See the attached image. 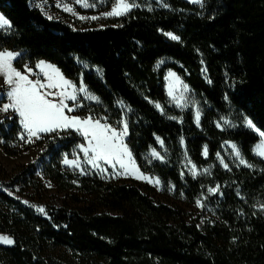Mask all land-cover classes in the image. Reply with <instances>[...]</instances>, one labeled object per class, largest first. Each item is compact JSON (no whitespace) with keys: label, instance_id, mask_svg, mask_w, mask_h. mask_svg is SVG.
<instances>
[{"label":"trees","instance_id":"obj_1","mask_svg":"<svg viewBox=\"0 0 264 264\" xmlns=\"http://www.w3.org/2000/svg\"><path fill=\"white\" fill-rule=\"evenodd\" d=\"M163 1L167 7L144 2L104 27L75 29L32 0H0L10 22L0 30V51L24 52L25 62L45 60L82 79L100 104L79 113L116 126L126 121L141 170L190 203L206 195L213 211L200 225V215L156 201L148 184L71 170L63 155L83 137L46 133L33 161L0 167V237L13 241H0V264H264V159L253 152L260 136L216 123L236 110L264 131V0ZM168 69L204 100L200 125L192 109L169 106ZM20 132L17 115L0 121L8 154L28 148L11 145ZM226 141L238 145L247 165L218 161ZM152 149L164 150V160H146ZM185 157L210 170L183 174ZM49 185L64 193L61 203Z\"/></svg>","mask_w":264,"mask_h":264},{"label":"rangeland","instance_id":"obj_2","mask_svg":"<svg viewBox=\"0 0 264 264\" xmlns=\"http://www.w3.org/2000/svg\"><path fill=\"white\" fill-rule=\"evenodd\" d=\"M153 1H156L159 5H165L163 0H128L129 3H133L136 6H141V5H143L142 3H144V2L147 5H150ZM187 1L196 3V2H194V0H187ZM86 2L90 5L87 8L83 7L82 3H77L76 0H32V4L34 6L40 8L44 13H47L46 16L52 17L53 19H56V20H63L66 23L70 24L75 29L104 27L109 23V21L112 18L117 17V16H106V15H104L105 13H108L112 10V7H113L114 3L116 2V0H86ZM201 2H202V0H200L199 3H201ZM58 4L60 6H57ZM64 5H68L71 8H73L74 12L65 11ZM133 8H131V9H133ZM0 15H2L5 19H7L1 12H0ZM93 16L98 17V19H95V20L90 19ZM80 17H87L88 19H80ZM7 29H9V28H7ZM0 30H5V29H0ZM4 51H10V52L19 54L13 59L12 66H13V68L20 71L21 73L28 75L29 78L32 80L41 79L42 81H46V78L44 77L43 73L37 67V65L40 61H44L48 64L54 65L57 69H59L55 64H52V63L45 61V60H40L34 64H30L29 62H25L24 57H23L24 52H21V51H12V50H4ZM17 63H19V65ZM165 63H166V60L159 61L157 64V67H161ZM28 68L32 69L31 73L27 72ZM59 71L65 79L71 81L72 84L76 85V87L79 88L82 79L80 80L79 83H76L75 81L66 77L60 69H59ZM170 73H172L174 75H170ZM170 84H174V95H175L176 99H173V97L169 96V94H168ZM86 88L88 90L87 86H86ZM9 90H10V86L5 83L4 75L0 74V106H2L3 104L9 103V98L6 95V93ZM47 91L59 93V91H61V89H48ZM68 91H72V89L69 88ZM166 92H167V96H168L169 106L176 108V109H192L194 112V121L197 125H200L203 106H204V100L202 99V97L200 95H198L184 81V79L177 72H175L171 69H168L166 71ZM90 93H92V92H90ZM78 95H79L80 103L82 106L81 107H75L74 110L71 112H68L67 109H65L66 115L78 116L81 118H86V117L90 116L93 119H101V123L106 122L107 124L111 125L113 128H116L118 130L123 128V122L124 121L120 125L116 126V125L110 124L107 121V118L105 116L94 117L91 115H81L79 112H80V110H82V108L86 107L89 104H100V101L97 102V101L86 100L83 98L82 93L78 94ZM180 97H183V99H180ZM49 98L55 100V99H58V96H51ZM177 100H179V104L177 103ZM66 103L70 107L73 106L72 101H66ZM156 104L157 103H155V105ZM161 107H162V105H161ZM162 109H163V111H161L160 109H158V110L161 112H164L163 107H162ZM197 112H199V123H197V121H196ZM8 115H10V116L17 115L18 116V114L12 110H9L7 113L0 112V121H2ZM104 118H106V119H104ZM246 119H250V118L247 117L246 115H244L243 113L237 112L236 110H231L229 114L223 115L220 119L217 120L216 123H217V125H219L220 128H237V127L241 126V127H245V128H248L250 130L257 132L255 129L249 128L246 125V123H245ZM19 122H20V117H19ZM20 125H21V132L19 134L18 141L12 142L11 145L16 146V147H21V148H23L24 146H28V148L22 149L21 152L18 154L11 155V154H8L5 151V149L2 147V145L0 144V167H4L8 171H10V170H12L18 166H21L23 164H27L30 161H33L39 155V153L42 150V148L40 146L35 145V143L37 140H39L41 138V136L43 134H46V133H41L39 135V137H32L31 140H29L28 136H27V132L23 129V126L21 123H20ZM127 126H128V124H127ZM255 128L259 129L256 126H255ZM127 131H128V127H127ZM79 134L83 137V142L80 143L79 145L83 144V145L87 146V139L81 133H79ZM21 136H23L24 138L21 139ZM126 138H127V135L123 137V142L127 145ZM262 141H264V137L260 136V140L253 147V152L257 156L264 159V156H261L258 154V152H259L258 146L261 145ZM233 144H235L236 148L239 150V153H240L239 156L235 155V152L232 149ZM78 146L70 154H64L63 155L62 164L65 167H67L71 170H76V171L81 172L83 174H85V173L97 174L100 177L107 179V180L135 179V180L140 181L143 184H148L153 189L152 195L154 196L156 201L167 202L170 204L179 205V206L185 208L186 210H189L190 212L194 213V216L200 215L201 216L200 225L203 224V221L205 219H207L209 217L210 213L213 211V206L211 204V200H209L206 195L202 196L200 199H197L194 203H190V202L186 201L183 196L177 197L175 195V188L172 184L164 183L157 175H152L150 173L143 172L141 170L138 162L136 161L135 157L133 156L128 145H127V147L132 154L133 160L135 161V166L139 169L140 173H142L145 177L151 178V182H149V180H147V179H138V178H136L135 174H120L123 172V170L120 169L119 165H117L116 168L113 169L110 164H106L104 162H101V166L104 167L106 169V171L104 173H100L97 169L93 168L90 164H88L86 162V157L84 156V153L81 151V149ZM153 150L154 149H152L151 151H149L145 155V159L148 161H150V160L163 161L164 160V150H162V151L155 150L157 153H159V157L152 156ZM65 156H67V158L69 160L76 159L78 161V163L80 164V168H76L73 165L64 164L63 161L65 159ZM221 159L223 160V163H221ZM241 159H243L245 161L244 164L240 163ZM218 161L223 166L225 164L228 165V162H234V163H238L241 165H247L246 160L241 155V152H240L238 145L232 141H226L224 143L223 151L219 154ZM193 165H195V164L193 162H191L188 159V157H185L184 161H183V174L188 173V174L193 175ZM205 170H207V171H205ZM209 170H210V168H208V167L207 168H199L195 165V169H194V171L196 172L195 176H198L201 174H206ZM156 179H158L160 181L159 184L155 183ZM48 187L50 190L49 193L51 195H53L54 200H56L57 203H59V202L61 203V200H62L64 193L59 192L57 189L50 187V185ZM198 201L200 202L199 204L197 203Z\"/></svg>","mask_w":264,"mask_h":264},{"label":"snow or ice","instance_id":"obj_3","mask_svg":"<svg viewBox=\"0 0 264 264\" xmlns=\"http://www.w3.org/2000/svg\"><path fill=\"white\" fill-rule=\"evenodd\" d=\"M77 3H82V6L87 8L90 5L86 0H76ZM199 3L200 0H194ZM57 6H60L59 4ZM136 7L135 4L129 3L128 0H116L112 10L105 13L106 16H122L127 14L131 8ZM167 7V5H165ZM64 10L68 12H74V9L68 5H64ZM47 15V13H45ZM52 19V17H48ZM80 19H88L87 17H80ZM90 19H98V17H91ZM10 28V22L0 15V29ZM173 40H179L178 36L172 33H166ZM19 55L10 51H0V74L5 77V83L10 86V90L6 93L9 98V103L0 106V112L7 113L9 110L14 111L20 117V123L23 129L27 132L28 139L32 137H39L41 133H53L59 130H75L81 133L87 139V146L81 144L78 147L84 153L86 162L93 168L97 169L100 173H104L106 169L101 166V162L110 164L113 169L119 165L123 170L120 174H135L138 179H147L151 182V178L145 177L140 173L139 169L135 166V161L132 158V154L127 145L123 142V137L127 135V122H123V128L116 129L111 125L101 123V119H93L92 117L81 118L78 116L66 115L65 109L68 112L74 110L75 107H81L78 94H83V98L86 100L99 102V97L90 93L86 86L81 81L79 88L72 84L71 81L65 79L54 65L48 64L44 61H40L37 67L43 73L46 81L41 79L32 80L28 75L21 73L12 66L13 59ZM87 67V65H85ZM27 72L31 73L32 69L28 68ZM98 73L102 74L100 69H97ZM170 75H174L170 73ZM71 88L72 91H68ZM48 89H61L59 93L47 91ZM169 96L176 99L174 95V84L169 85ZM51 96H58V99H50ZM183 99V97H180ZM66 101H72L73 106L70 107ZM122 104V102H119ZM179 104V100H177ZM158 109L163 111L160 104L155 105ZM106 119V118H104ZM175 119V117H173ZM196 121L199 123V112L196 114ZM227 123V122H226ZM246 125L249 128L255 129L261 137H264V131H260L255 128V125L250 119H246ZM219 126V125H218ZM24 137L21 136V139ZM159 139V138H158ZM162 143V141H161ZM258 154L264 156V141L258 146ZM232 149L236 156H239V150L236 145H232ZM207 150L205 149V155ZM219 156V154H217ZM152 156L159 157V153L155 150L152 151ZM66 165H73L76 168H80V164L76 159L69 160L67 156L63 161ZM221 163L223 160L221 159ZM241 164H244L243 159L240 160ZM228 167L227 164L224 165ZM195 165H193V175H196L194 171ZM207 171V170H205ZM159 180L156 179L155 183L159 184ZM210 192H216V188L209 189ZM27 203V201H25ZM200 203L199 201L197 202ZM37 211L45 213L43 206H39ZM0 241L11 244L13 241L0 237Z\"/></svg>","mask_w":264,"mask_h":264}]
</instances>
